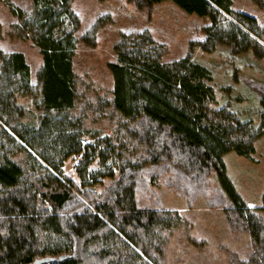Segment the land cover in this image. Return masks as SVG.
<instances>
[{"label":"trees","instance_id":"obj_1","mask_svg":"<svg viewBox=\"0 0 264 264\" xmlns=\"http://www.w3.org/2000/svg\"><path fill=\"white\" fill-rule=\"evenodd\" d=\"M165 1L208 19L205 39L196 43L203 52L226 46L234 55L251 51L264 61V29L255 18L234 11L231 0H133L138 10ZM250 1L264 10V0ZM32 3L33 13L19 15L14 26L26 31L24 37L42 55L35 89L22 53L4 56L0 66V264L38 259H47L41 264H157L150 250L159 251L162 233L182 221L176 213L140 205L138 195L153 192L150 181H163L189 209L200 198L208 208H223L229 230L249 234L257 248L254 262L241 264H264V221L235 193L222 160L229 152L254 154V142L264 134V88L259 87L260 125L255 127L225 108L211 107L215 96L207 68L189 57L163 63V48L147 31L123 36L114 49L116 61L108 65L111 104L127 122L130 138L141 144L143 163L127 161L116 176L112 169L89 170L94 157L104 163L110 155L95 153L110 138L96 139L85 146L78 169L82 182L91 181L80 185L62 171L82 150L81 121L72 114L77 98L73 30L79 21L70 0ZM30 95L42 112L37 128L23 122L25 107L18 103V97ZM98 178L110 179L101 193L90 188Z\"/></svg>","mask_w":264,"mask_h":264},{"label":"rangeland","instance_id":"obj_2","mask_svg":"<svg viewBox=\"0 0 264 264\" xmlns=\"http://www.w3.org/2000/svg\"><path fill=\"white\" fill-rule=\"evenodd\" d=\"M231 1L234 11L255 18L264 29V10L250 0ZM70 9L79 21L78 27L73 30L76 50L72 66L77 98L72 114L81 121L83 136L80 139L81 152L68 158L62 166L65 177L81 185L78 169L85 146L106 137L110 141L99 143L95 153L102 151L110 155L104 163L94 157L89 170L106 173L112 169L116 176L118 167L127 161L143 163L141 144L130 138L127 122L111 104L113 80L108 65L116 61L115 46L125 35L149 32L154 41L162 46L161 61L165 64L189 57L192 62L204 66L212 75L210 85L215 101L211 107L225 108L242 121H251L255 127L260 125L259 87L264 88V61L257 59L251 51L234 55L226 46H216L212 52H203L196 43L205 39L202 28L208 25V19L187 14L170 1L138 10L133 0H70ZM32 13V0H0V66L4 56L22 53L29 66L30 83L35 89L42 55L39 48L24 37L26 31L14 26L20 23L19 15L28 18ZM64 28L70 31L71 25L66 22ZM38 101L32 95L18 97V103L25 107L23 122L36 128L42 115ZM254 147L255 152L249 158L229 152L222 160L235 193L264 221V210H261L264 134L255 140ZM211 177L217 186L215 175ZM90 181L83 180L82 183L89 184ZM109 182V178H98L90 188L101 193ZM150 190L153 192L138 195L140 205L176 213L182 221L181 226L162 233L164 240L158 244L159 251L150 250L157 264L254 262L252 256L257 248L251 236L231 232L223 208H208L204 199L200 198L189 209L184 200L167 188L163 181H150Z\"/></svg>","mask_w":264,"mask_h":264},{"label":"bare ground","instance_id":"obj_3","mask_svg":"<svg viewBox=\"0 0 264 264\" xmlns=\"http://www.w3.org/2000/svg\"><path fill=\"white\" fill-rule=\"evenodd\" d=\"M83 142H84V141H83ZM179 238H180V237H179ZM74 254H75V253H73V255H74ZM60 257L65 258V256H60ZM60 257H59V258H60ZM59 258H58V259H59ZM63 258H62V259H63ZM62 259H59V260H62ZM38 260H44L43 262L47 261V259H38ZM35 261H36V260H35ZM35 261H34V262H35ZM43 262H42V263H43ZM40 264H41V263H40Z\"/></svg>","mask_w":264,"mask_h":264},{"label":"water","instance_id":"obj_4","mask_svg":"<svg viewBox=\"0 0 264 264\" xmlns=\"http://www.w3.org/2000/svg\"><path fill=\"white\" fill-rule=\"evenodd\" d=\"M63 257H60L59 259H62ZM44 260H36L35 262H34V264H40V263H42Z\"/></svg>","mask_w":264,"mask_h":264},{"label":"built area","instance_id":"obj_5","mask_svg":"<svg viewBox=\"0 0 264 264\" xmlns=\"http://www.w3.org/2000/svg\"><path fill=\"white\" fill-rule=\"evenodd\" d=\"M82 143H84V142L82 141Z\"/></svg>","mask_w":264,"mask_h":264}]
</instances>
